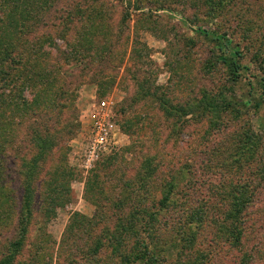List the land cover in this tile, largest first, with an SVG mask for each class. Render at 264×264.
I'll return each instance as SVG.
<instances>
[{"label":"rangeland","instance_id":"obj_1","mask_svg":"<svg viewBox=\"0 0 264 264\" xmlns=\"http://www.w3.org/2000/svg\"><path fill=\"white\" fill-rule=\"evenodd\" d=\"M164 1H175V4L168 5L166 10L156 8L162 0H156L152 9L144 5L143 12L155 18H142L132 10L131 20L127 22L128 30L122 25L125 5L120 0L103 1L112 27L109 35H115L109 36L110 41L107 42L113 48L111 55H106L87 77L81 73L80 67H65L68 73L74 75V79L71 78L74 82L72 87H77L74 107L80 122L78 134L69 141V151L55 154L56 161L62 154L66 155L65 167L71 172L69 177L60 180L68 190L62 201L65 206L57 207L55 213L42 214L39 209L45 185L43 181H38L29 233L12 264H121L120 255L108 236L116 229L117 218L121 214L114 208V203L125 198L122 193L125 182L140 184L145 181L142 179L145 171L143 162L147 157L161 163L166 159L155 181L165 182L174 174L181 177L190 168V177L187 178L192 177L194 182L190 186L186 178L180 182L179 188L188 191V196L178 201L181 203L186 198L191 210L204 205L205 213L210 216H206L201 225L197 221L187 223L188 213L180 211L183 208L181 204L160 211L157 200L162 194L158 188L154 190L150 187L148 194H152L153 198L147 199L145 213H155L165 225L161 231L164 254L158 259L160 264L196 261L202 264H264V191L246 212L245 234L240 244L220 239L218 227L211 223L212 218L222 217L220 209L224 210L226 205L223 203H227L218 194L220 180L225 182L227 178L221 177L223 169L216 166L227 156L218 154L214 147L216 144L223 145L233 132L240 135L247 127L253 128L255 133L264 132V103L258 109L254 106L256 102H261L256 91L257 81L264 78V0H243L217 20L196 17L194 13L198 11L195 7L183 6L181 0ZM88 2L83 0L82 3L88 5ZM100 2L98 0L94 5H100ZM201 10L200 13L205 8ZM79 27L77 25V29ZM59 30L61 27L43 32H51L60 49L67 53L69 51L63 41L56 38ZM8 32L9 28L1 30V45ZM118 32L121 37H118ZM219 32H225L228 37L219 36ZM98 40L101 46H105L106 41ZM47 50H51L56 58L61 55L57 49ZM236 50L240 51V62L245 68L231 93L247 106L242 109V117L231 121L229 129L223 133L208 137L210 114L199 117L201 122L198 123L192 118L179 133H173L172 121L160 110L157 100H139L141 84L150 86L153 91L155 86H162L158 93L167 95L175 105L192 103L195 98H203L205 92L210 97L219 95L230 76L228 66L220 64V61L233 57ZM210 63L216 67L210 68ZM94 73L97 74L96 82L92 79ZM26 95L30 97L28 92ZM103 100L110 103V108L117 115L115 138L106 155L89 162L88 138L98 103ZM131 103L134 106L129 110L127 105ZM238 107L243 106L239 103ZM122 110L125 113H119ZM73 117L72 111L64 115L65 119ZM129 120L137 122V133L134 135H128L121 129V123ZM5 121L6 116L0 115V125H4ZM28 122L29 116L25 123ZM24 130V127L20 130L13 148L9 146L3 150L5 141L3 138L0 140V153H6V173L13 181L9 185H14L16 189L20 179L15 172L19 169V156H30L27 143L22 141ZM15 149H19L20 154ZM213 150L216 152L213 153ZM107 157L113 160L111 165H107V161L102 162ZM14 209L12 200L7 204L0 201V212L9 218V228L6 231L0 229V260L3 257L2 246L11 242L17 234L18 221ZM123 209L125 213H131L127 208ZM193 228L198 231L195 244L193 248H187L185 239L189 236L188 230ZM135 241L131 238L124 242L125 249L130 250ZM199 253H203L204 257H198Z\"/></svg>","mask_w":264,"mask_h":264},{"label":"trees","instance_id":"obj_2","mask_svg":"<svg viewBox=\"0 0 264 264\" xmlns=\"http://www.w3.org/2000/svg\"><path fill=\"white\" fill-rule=\"evenodd\" d=\"M96 1L98 2L89 0L88 5H84L83 0H0V33L3 28H9V32L4 35L3 45L0 44V115L6 116L5 124L0 125V140L3 138L5 141L6 146H3V150L9 146L13 148L14 144H17L19 133L21 134L20 130L24 127L22 141L27 143L30 150V156H19V169L15 170L20 176L17 188L19 192L13 184V187L9 185L13 181L9 180L6 173V153H0V201L7 204L12 200L18 221L15 238L8 244L5 242L1 248L3 257L0 264H12L26 241L29 225L34 217L38 181H43L45 185V190L42 191V206L39 209L42 214L55 213L57 207L65 206L62 201L68 190L60 180L69 177L71 172L65 167L66 155L62 154L59 161H56L55 154L67 153L69 141L75 138L80 130L79 115L74 107L77 87H72L74 82L71 78L74 79V75L72 72L68 73L65 67L72 69L80 67L81 73L83 75L85 73L84 77H87L92 68L98 66L105 56L111 55L113 51L107 42L110 41L109 36L115 35H109L112 27L108 12L103 8L104 0H101L100 5H94ZM120 1L126 8L122 19V25L126 26V30L129 29L127 22L131 20L132 10L139 13L142 18H155L154 15L149 16L143 12V9L146 8L145 4L152 9L156 0ZM162 1L156 7L158 10H166L168 5L175 4V1L168 3ZM181 2L183 6L195 7L198 11L194 13L196 17L204 16L217 20L225 16L231 7H236L239 2L244 1L181 0ZM202 8H205V11L200 13ZM77 25H80L79 29ZM59 27L61 30L58 31L56 38L63 41L66 50L69 51L67 53L60 49L51 32L46 34L43 32ZM75 29L76 33H71ZM218 34L221 37H228L225 32ZM118 37H121L119 32ZM99 38L106 41L105 46L99 44ZM53 48L60 51L61 55L58 58L52 55L51 50H47ZM240 60V51L236 50L233 57H226L220 61V64L228 66L230 76L219 95L210 97L205 92L203 98L198 100L195 98L192 103L175 105L166 97L167 95L158 93L162 86H155L153 91L150 86L141 84L139 100L146 98L157 100L160 110L172 121L173 133H179L192 118V121L198 120L196 121L198 123L201 122L199 117L210 114L208 137L221 134L229 129L233 121L242 117V109L247 106V103L232 96L231 93L234 83L241 78L245 68ZM213 67L216 65L210 63V68ZM96 76L94 73L92 77L95 82ZM257 83L256 91L260 94L261 102H256L254 106L258 109L264 103V78ZM239 103L243 107H238ZM131 104L127 105V109L133 108L134 103ZM71 111L74 117L65 119L64 115ZM119 113H125V110ZM27 116L30 118L28 124L25 123ZM120 126L128 135L137 133V122L129 120ZM222 144H216L214 148L218 150V154L227 156L216 165L223 169L221 177L227 178L225 182L220 180L218 184V194L220 193L227 203H223L226 205L224 210L220 209L222 217L212 218L211 223L218 227L220 239L234 240L236 242L232 244L238 245L245 234L246 212L264 191V132L255 133L253 128L247 127L240 135L233 132ZM15 150L20 154L19 149ZM214 152L216 151L213 150ZM104 161L111 165L113 160L107 157L102 162ZM165 164V158L161 163L153 157H147L143 162L145 171L142 179L145 181H141L140 184L136 181L132 184L129 181L125 182L122 191L125 198L114 203L115 207L113 205L121 214L117 218L116 229L108 236L120 255L121 264H160L158 259L164 254L161 248V231L164 224L155 213H145L144 209L147 199L153 198L152 194H148L150 187L154 190L158 188L162 194L159 201L155 198L160 211L181 204L183 208L181 207L180 211L185 210L188 213L187 223L197 221L202 225L206 221V216L210 218L205 213L204 205L191 210L186 198L181 203L178 201L181 197L188 196V191L179 188L180 182L185 178L189 186L194 182L192 177L187 178L190 177L189 165L186 175H181L182 179L174 174L165 182L155 181L156 174ZM124 199L127 200L123 201ZM123 208H127L131 213H125ZM3 214L0 212V229L6 231L9 228L7 227L9 218ZM197 232L194 228L188 230L189 236L185 239L187 248L195 244ZM131 238L136 241L130 250H126L124 242ZM201 256L204 257L203 253H199L198 257ZM198 263L202 264L200 261L182 264Z\"/></svg>","mask_w":264,"mask_h":264},{"label":"built area","instance_id":"obj_3","mask_svg":"<svg viewBox=\"0 0 264 264\" xmlns=\"http://www.w3.org/2000/svg\"><path fill=\"white\" fill-rule=\"evenodd\" d=\"M110 106V103L105 100L98 103V111L88 138L87 157L89 162L106 155L109 147L112 146V139L115 138L114 130L118 123L116 122L117 115Z\"/></svg>","mask_w":264,"mask_h":264}]
</instances>
